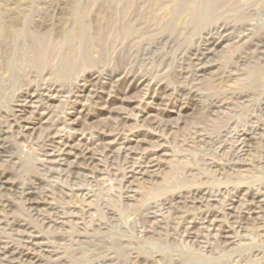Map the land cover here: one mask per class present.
<instances>
[{
	"label": "rangeland",
	"instance_id": "rangeland-1",
	"mask_svg": "<svg viewBox=\"0 0 264 264\" xmlns=\"http://www.w3.org/2000/svg\"><path fill=\"white\" fill-rule=\"evenodd\" d=\"M0 264H264V0H0Z\"/></svg>",
	"mask_w": 264,
	"mask_h": 264
},
{
	"label": "bare ground",
	"instance_id": "bare-ground-1",
	"mask_svg": "<svg viewBox=\"0 0 264 264\" xmlns=\"http://www.w3.org/2000/svg\"><path fill=\"white\" fill-rule=\"evenodd\" d=\"M151 167H148V169H147V171L150 169ZM130 173L132 174V171H130ZM144 173V172H143ZM135 174H136V172H135ZM149 174V173H148ZM133 175V174H132ZM205 223V222H204Z\"/></svg>",
	"mask_w": 264,
	"mask_h": 264
}]
</instances>
